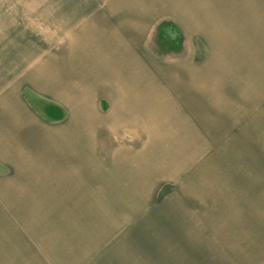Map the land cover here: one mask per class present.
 Instances as JSON below:
<instances>
[{
    "label": "rangeland",
    "instance_id": "rangeland-1",
    "mask_svg": "<svg viewBox=\"0 0 264 264\" xmlns=\"http://www.w3.org/2000/svg\"><path fill=\"white\" fill-rule=\"evenodd\" d=\"M169 10L185 39L168 51L155 36L163 53L154 64L170 90L149 106L153 115L195 125L203 108L222 113L183 132L181 148L156 150L151 122L124 120L114 131L112 119L83 143L75 136L64 179L27 176L9 200L0 184V214H9L0 215V264H264V0H169ZM190 81L200 102L186 99ZM174 96L181 101L171 106ZM98 107L107 115L113 105ZM130 156L140 176L120 162Z\"/></svg>",
    "mask_w": 264,
    "mask_h": 264
},
{
    "label": "crops",
    "instance_id": "crops-1",
    "mask_svg": "<svg viewBox=\"0 0 264 264\" xmlns=\"http://www.w3.org/2000/svg\"><path fill=\"white\" fill-rule=\"evenodd\" d=\"M169 11V0L0 1L2 200H9L10 186L30 184L24 181L27 176L36 179L47 173L49 178L64 179L66 172L71 173L67 163L73 157L75 136L81 137L80 142L89 140L112 119L108 127L114 131L122 130L124 120L152 123L162 119L160 125L146 124L153 150L181 148L179 138L183 132L192 128L198 132L202 118L215 122L213 113L219 111L215 106L207 109L211 111L209 117L204 115V108L200 110L202 117L196 126L183 115L154 116L149 107L165 103L162 96L170 85L163 77L164 65L154 64V57L163 53L155 36L161 38L168 51L174 37L178 44L182 41L178 50L184 44V32L171 23ZM139 71L144 75L152 71L158 80L139 76ZM189 84L193 96L187 94L186 99L200 102L199 93L196 96L193 90L200 84ZM104 101L113 105L107 115L104 108L98 107ZM180 101L181 97L174 96L168 97L167 103L174 106ZM143 106H147L144 113ZM186 117L195 121L199 116ZM127 127L132 130L130 124ZM199 136L195 140L200 147ZM89 148L88 144L86 151ZM63 157L66 161H57ZM120 162L134 163L131 170L140 176L136 168L141 165L136 158H121ZM53 166L65 171L57 172ZM10 169L17 176L12 181L8 177Z\"/></svg>",
    "mask_w": 264,
    "mask_h": 264
}]
</instances>
